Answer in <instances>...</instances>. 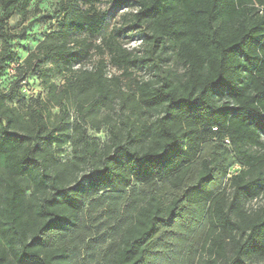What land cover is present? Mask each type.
I'll use <instances>...</instances> for the list:
<instances>
[{"label": "trees", "instance_id": "1", "mask_svg": "<svg viewBox=\"0 0 264 264\" xmlns=\"http://www.w3.org/2000/svg\"><path fill=\"white\" fill-rule=\"evenodd\" d=\"M100 1L62 0L57 27L18 66L17 87L35 74L44 97L0 88V264H72L85 198L94 206L124 182L150 184L151 194L97 264H162L174 249L167 248L180 253L202 223L209 257L202 252L196 264H264V205L247 208L264 197V0H135L141 57L114 38L105 46L89 41L105 23ZM133 1L115 0L121 8ZM32 2L0 0V78L17 37L9 21L29 16ZM94 47L109 59L76 69ZM171 56L181 73L134 80L130 92L121 77L106 75L109 63L125 71L150 63L158 72ZM127 100L147 119L122 117V138L107 114L110 141L96 143L87 125H100L91 113L116 104L124 113ZM68 143L71 158L63 162Z\"/></svg>", "mask_w": 264, "mask_h": 264}, {"label": "rangeland", "instance_id": "2", "mask_svg": "<svg viewBox=\"0 0 264 264\" xmlns=\"http://www.w3.org/2000/svg\"><path fill=\"white\" fill-rule=\"evenodd\" d=\"M61 1L33 0L29 16L24 18L23 15L17 14L9 21V31L17 34V37L12 41L10 63L0 78L1 89L8 91L11 86H14L20 95L26 97L45 96L46 90L43 87L41 79L32 73L17 87L16 82L19 77L17 68L23 65L27 56L36 49L45 36L57 27L56 20L59 17L57 12ZM97 8L105 15V23L102 32L97 36L89 37V41L94 46H105V39L114 38L116 43L122 45L128 51L135 53L137 56H143L145 51V44L143 43L145 31L144 28L136 27L132 15L138 8L136 1L134 0L131 4L121 8L116 5L115 0H101L97 4ZM85 36L84 33H81L77 37L84 39ZM3 46V43L0 41V50L3 49ZM90 54L78 64L76 69H94L101 58L109 59L108 53L103 56L96 47L91 49ZM170 59V62L164 64L162 70L158 72L151 67L150 63L144 65L142 68H130L127 71L109 63L106 75L107 78L121 77L122 88L126 92H130L134 88V80H149L154 75L165 76L168 70L181 73L183 71L181 64L176 61L174 56H171ZM126 72L131 75L125 76ZM51 80L56 82L58 90L62 91L65 81L61 77L52 78ZM110 86L112 87V83ZM65 103L70 112V122H72L78 115V109L72 100L71 102L65 101ZM87 105H89V101L84 102V107ZM119 110L121 108L116 104L110 110L106 108L91 113V117L95 122H99L98 125H100V129L96 130L93 127L92 121L88 119L90 121L87 125L88 134L95 139L96 143L102 145L110 141L109 124L105 123V116L107 114L112 116L114 124L117 126L115 130L122 138H124L127 130L123 125L122 117L129 115L131 118L130 122H134L135 118H137L136 115H139V124L148 117V115L146 116L142 113L140 107L135 102H132V100H127L124 104V113ZM52 112L58 113L59 107L55 106ZM154 118L156 116L153 117V120ZM59 157L63 162L71 158L69 143L63 147ZM88 171L89 169H85L82 174H86ZM225 184L228 189L227 191L230 192L228 180H225ZM133 186L135 191L131 189ZM162 186V184H158V188H162ZM151 190L152 186L150 184L143 185L133 182L130 185H126L124 182L117 184L111 189L112 195L105 197L101 203H97L94 206L89 205V200L85 198L80 212L78 232L75 234L76 243L71 263L97 264L101 251L113 240L119 238L121 230L126 226L128 220L132 219L135 213V206L138 205L139 207L143 205L151 194ZM101 193L99 192V194ZM117 195L120 197L117 198ZM114 200H117L116 206L114 208H107L106 206ZM262 205H264V197L249 202L247 208L253 210ZM203 224L198 227L180 253L176 252L177 245L175 246V244L167 248V250L170 248L174 249L167 252L168 257L162 264H196L202 252L203 257L208 258L209 247L205 248L206 251L204 250L208 227L207 224ZM175 231L177 234L181 233L182 228L178 227ZM172 241L173 243L177 242L176 238L172 239ZM214 255L218 256L217 253ZM257 263L259 262H252V264Z\"/></svg>", "mask_w": 264, "mask_h": 264}]
</instances>
